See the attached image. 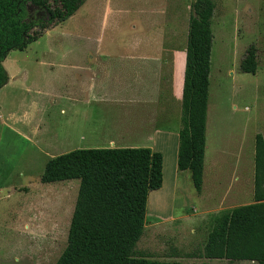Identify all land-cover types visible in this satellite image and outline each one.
Masks as SVG:
<instances>
[{
  "label": "rangeland",
  "instance_id": "rangeland-1",
  "mask_svg": "<svg viewBox=\"0 0 264 264\" xmlns=\"http://www.w3.org/2000/svg\"><path fill=\"white\" fill-rule=\"evenodd\" d=\"M190 1L86 0L73 16L48 29L26 49L9 52L3 62L6 70L15 74L21 68L23 76L0 90V264L56 263L67 246L80 181L42 183L41 176L50 158L90 145L68 135V115L61 113V104L47 98L52 74L41 61L82 49L89 53L84 40L100 34L104 40L118 42L139 33L145 50L148 40L144 38L152 32L150 23L158 34H174L184 56ZM214 1L203 186L197 190L191 171L179 170L173 147L164 145L160 150L164 155L163 186L149 196L145 230L135 247L154 259L185 264L203 261L195 255L206 244L213 216L254 201L256 137L259 133L264 136V0ZM107 6L127 8V14L117 19L108 17L109 30L106 24L102 28L103 15H96ZM26 18L29 23L47 19L48 12L30 4ZM90 19L97 20L91 23ZM120 20L123 25L120 31L115 28V35L111 28ZM252 44L258 50V70L243 72L241 60ZM106 50L116 51L112 47ZM176 126L179 130L181 121Z\"/></svg>",
  "mask_w": 264,
  "mask_h": 264
},
{
  "label": "trees",
  "instance_id": "trees-1",
  "mask_svg": "<svg viewBox=\"0 0 264 264\" xmlns=\"http://www.w3.org/2000/svg\"><path fill=\"white\" fill-rule=\"evenodd\" d=\"M86 0H0V89L10 79L3 62L13 49L24 50L51 27L73 16ZM47 9L48 19L25 21L26 3ZM214 0H193L179 131L178 169L190 170L197 190L203 186L207 145L210 73L215 35ZM258 50L252 44L241 60L243 72L256 73ZM78 179L79 191L67 246L55 264H185L138 253L149 196L164 182V155L150 147L82 148L50 158L42 183ZM254 201L222 210L212 218L204 259L264 264V136L255 145Z\"/></svg>",
  "mask_w": 264,
  "mask_h": 264
},
{
  "label": "crops",
  "instance_id": "crops-1",
  "mask_svg": "<svg viewBox=\"0 0 264 264\" xmlns=\"http://www.w3.org/2000/svg\"><path fill=\"white\" fill-rule=\"evenodd\" d=\"M99 12L105 18L102 28L106 24L108 29V17L117 19L127 14V8L107 6L96 15ZM94 20L90 19L91 23ZM122 25L120 20L111 28L115 35V28L120 31ZM150 26L152 32L144 38L148 40L145 50L141 49L139 33L118 42L104 40L100 34L84 40L89 53L82 49L72 55L45 58L41 63L52 74L47 98L61 104V113L69 118L65 128L75 142L90 144L88 148L147 146L157 151L170 145L177 162L180 129L176 125L182 116L187 44L183 56L174 34H158L155 24ZM128 47L131 50L127 51ZM20 69L15 74L7 70L8 83L23 76ZM96 143L102 145H93Z\"/></svg>",
  "mask_w": 264,
  "mask_h": 264
},
{
  "label": "flooded vegetation",
  "instance_id": "flooded-vegetation-1",
  "mask_svg": "<svg viewBox=\"0 0 264 264\" xmlns=\"http://www.w3.org/2000/svg\"><path fill=\"white\" fill-rule=\"evenodd\" d=\"M30 4H32L33 6H35V7H41V8H44V7H42V6H39V5H36V4H34V3H32V2H27L26 3V14H27V11H28V7H29V5ZM45 9V8H44ZM46 11H47V9H45ZM48 12V11H47ZM48 18H49V13H48ZM47 18V19H48ZM40 19H44V18H38L37 20H35V21H31L30 23H33V22H36V24H37V22L38 21H40ZM25 21H28L29 22V20L25 17Z\"/></svg>",
  "mask_w": 264,
  "mask_h": 264
}]
</instances>
